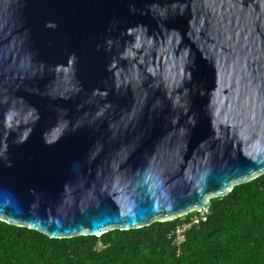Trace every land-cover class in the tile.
<instances>
[{
    "label": "water",
    "instance_id": "obj_1",
    "mask_svg": "<svg viewBox=\"0 0 264 264\" xmlns=\"http://www.w3.org/2000/svg\"><path fill=\"white\" fill-rule=\"evenodd\" d=\"M264 173V0H0V220L100 237Z\"/></svg>",
    "mask_w": 264,
    "mask_h": 264
},
{
    "label": "trees",
    "instance_id": "obj_2",
    "mask_svg": "<svg viewBox=\"0 0 264 264\" xmlns=\"http://www.w3.org/2000/svg\"><path fill=\"white\" fill-rule=\"evenodd\" d=\"M192 215L63 239L0 220V264H264V173L211 199L178 248L168 235Z\"/></svg>",
    "mask_w": 264,
    "mask_h": 264
},
{
    "label": "built area",
    "instance_id": "obj_3",
    "mask_svg": "<svg viewBox=\"0 0 264 264\" xmlns=\"http://www.w3.org/2000/svg\"><path fill=\"white\" fill-rule=\"evenodd\" d=\"M189 214H193L192 217L189 218V221L185 222L182 226L178 227L170 233V235H168L169 240L172 241L173 245L178 248L185 242L186 232L190 229V227L207 222L209 208L202 207L200 212L197 211Z\"/></svg>",
    "mask_w": 264,
    "mask_h": 264
}]
</instances>
